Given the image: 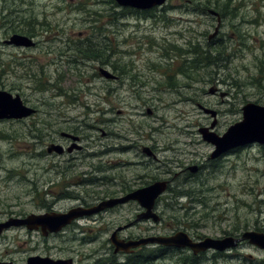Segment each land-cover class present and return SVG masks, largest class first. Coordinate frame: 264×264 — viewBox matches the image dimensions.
<instances>
[{
    "label": "rangeland",
    "instance_id": "obj_1",
    "mask_svg": "<svg viewBox=\"0 0 264 264\" xmlns=\"http://www.w3.org/2000/svg\"><path fill=\"white\" fill-rule=\"evenodd\" d=\"M36 2L32 10L47 17L41 22H50V29L36 38L35 48L2 43L5 37L25 32L18 23L0 29V90L18 93L38 109L24 122L0 123V135L13 140L0 141V165L10 180H0V223L4 212L66 213L96 197L120 193L121 186L138 188L165 180L168 189L156 205L160 221L140 220L121 237L139 228L213 238L235 227L264 232V162L258 160L259 152L242 151L223 160V168L216 171L211 158L215 146L199 132L216 122L211 130L222 136L242 120L245 104L264 105V0H232L238 15L222 19L216 36L217 19L193 11L186 0H169L158 9L157 21L130 11L115 25L103 26L99 24L110 14L121 13L111 0ZM96 20L103 21L95 24ZM53 37L56 41H48ZM188 38L203 46L230 39V57L195 73L197 81L175 74L176 87L167 86L166 75L173 71L168 72L163 52L169 44L187 48ZM79 46L98 51L87 57ZM102 48L108 49L107 55H97ZM181 58L171 61V69L183 63L185 57ZM103 64L123 75V83L100 76ZM134 74L140 77L136 83L131 81ZM206 110L215 111L216 117ZM61 132L80 136L81 143H72L83 151L61 156L47 152L55 140L69 146ZM197 165L205 167L196 174L187 172L193 179L183 173ZM4 176L0 172V178ZM179 192L190 196H177ZM138 206L130 203L109 211L101 224L100 217L81 220L75 232L49 239L18 226L0 237V262L25 264L29 257L41 256L72 259L75 264H117L122 260L109 250L111 234L137 219ZM15 218L8 216L6 222ZM102 224L110 232L100 231L97 226ZM235 255L216 264H264V251L252 245ZM178 260L154 264H179Z\"/></svg>",
    "mask_w": 264,
    "mask_h": 264
},
{
    "label": "water",
    "instance_id": "obj_2",
    "mask_svg": "<svg viewBox=\"0 0 264 264\" xmlns=\"http://www.w3.org/2000/svg\"><path fill=\"white\" fill-rule=\"evenodd\" d=\"M121 7H130L138 10H148L155 7L163 6L168 0H115ZM209 13L217 17L218 25L213 35H217L220 25L221 17L219 13L210 9ZM9 44L19 47H31L34 42L31 38L14 34ZM102 74L107 77H113L108 71L102 70ZM243 118L240 122L231 125L225 134L219 136L211 129H214L216 122L212 124L210 128H201L199 132L202 134L203 139L215 146V151L212 153L211 158L215 159L228 151L245 147L254 143L264 145V106L257 103H247L243 108ZM36 112L35 109L24 105L19 95L14 96L7 91H0V119H24L28 118ZM216 117L215 111H205ZM73 141L79 139L78 136L65 134ZM79 147V146H77ZM73 148H69L68 151H72ZM64 151L60 145H52L48 152H56L62 154ZM192 172H196L198 167H191ZM168 181H156L146 187L135 190L123 197L113 198L102 202L99 206L93 209H84L82 207L70 210L67 213H53L44 215H29L25 219H13L6 223H0V235L5 229H8L13 224L17 226L26 225L28 229L35 230L42 227L46 231L57 233L64 227L69 225L73 220L85 216L92 215L103 211L106 208H111L120 204H126L129 201H137L139 205L144 209L137 220H150L155 222L160 221V216L156 213L155 207L157 201L162 195H164L168 189ZM122 228H119L121 230ZM111 238L113 245L118 251H129L132 248L146 245L148 243H157L166 247H175L180 249L190 248L194 254L207 252L209 250H215L224 252L228 249L236 247L240 240H248L250 245L257 247L260 250H264V232L258 231H246L241 239H235L233 237L225 238H213L206 237L202 241L195 243L190 238L188 233L184 231L177 232L173 236L169 237H156L150 239H141L139 241H122L116 237ZM0 264H13L8 262H0ZM26 264H73L72 259H52L50 257L33 256L27 260Z\"/></svg>",
    "mask_w": 264,
    "mask_h": 264
},
{
    "label": "flooded vegetation",
    "instance_id": "obj_3",
    "mask_svg": "<svg viewBox=\"0 0 264 264\" xmlns=\"http://www.w3.org/2000/svg\"><path fill=\"white\" fill-rule=\"evenodd\" d=\"M36 1L37 0H0V21L2 23V25L0 26V29H3V28L8 29L9 25L13 24V26H14V25H16V23H18L17 25L24 27L25 30H32L31 28H33L35 30L34 32H27V33L23 32V33H21V35H25V36L31 38L34 42V45L31 47L24 46L21 48H26V49L35 48L38 45L36 38L38 36L42 35L43 33H47L50 29V22H47V21L41 22L43 19H45L47 17L43 16L42 18H40V16L37 13H35V11L32 10L33 6L36 5V3H37ZM77 9H78V12H80V13L86 12L85 10H83L81 8H77ZM120 9H121V13L119 14L118 18L124 19V8H120ZM15 16H17V17H15ZM14 21H18V22H14ZM19 22H21V23H19ZM49 40H55L56 41V38L55 37H53L51 39L48 38V41ZM9 41H10V38L5 37V39L2 41V43L4 45H9V47H13V46L17 47L15 45L9 44L8 43ZM102 49H103V51L106 50V55H107L108 49H106V48H102ZM108 57L111 58V55H108ZM103 65H105V67H99L98 68V73L100 76H102L106 79L113 80L115 82L119 81L120 83H123V79L125 78V77H123V75L119 74L113 66H111L109 64H103ZM123 65H126V64H123ZM132 66H134V65H132ZM110 67L112 68V70L110 69ZM102 70L108 71L113 77H111V78L105 77L102 74ZM40 72L43 73V70ZM131 78L133 79L131 81L136 83V81L139 80L140 77L138 74H134V76H132ZM1 91H6V90H1ZM7 92H9V91H7ZM9 93L13 94L14 96L19 95L21 97V95L18 93H15V94L12 92H9ZM21 99H22L24 105H26L28 107H32V108L36 109V111L38 110L35 105L30 106L24 101V99L22 97H21ZM260 101H261V99H258V102H260ZM4 121L24 122V121H26V119H0V123L4 122ZM37 131L40 132V129H37ZM61 135H62V137H64L65 139H67L69 141V146L66 147V145H61L56 140L53 141L54 143H51V146L56 144V145L62 146L64 149L63 153L62 154L57 153L58 155L61 156V155H65V154H74L75 152L83 151V146L79 145V147H77L78 145L75 143H72L73 140H71L67 135H65V132H61ZM31 136L35 137L38 141H40L37 134L31 133ZM78 137H79V139L77 141H78V143H81L82 138L80 136H78ZM0 141H2V142L8 141L11 143L13 140L10 136L6 138L5 133H2V135H0ZM69 148H73L72 151L69 152L68 151ZM245 150L250 151V153H252L256 150L260 154L259 156H257L258 160L264 162V145L254 143L251 145H247L245 147H239V148L232 149V150L228 151L227 153H225L224 155H221L216 159H212L214 168L216 169V171H218V170L221 171V169L223 168V165H222L223 160H229L231 156L240 155L241 152L245 151ZM47 152H48V150H47ZM147 152L151 155L153 154L152 150H148ZM0 161H1V150H0ZM197 166L199 167L198 172H201L202 169L205 167V166H201V165H197ZM0 172L5 173V176L0 178L1 183L9 182L10 180L7 178L8 170L3 169L2 166L0 165ZM187 172H190V167L185 168L183 173H185L186 176L189 175L190 179H193L194 176L190 175V173L187 174ZM193 174H196V173H193ZM143 187H146V185H144L142 187H138V188H134L133 186H121L120 193L113 192L111 194H105L103 196L96 197L95 199H93L91 201V203L84 202L81 205L74 207L72 209L79 208V207H82L84 209H93V208H96L97 206H99L102 202H104L106 200L123 197V196H125V195H127V194H129L135 190L143 188ZM85 201H87V200H85ZM54 203L57 204L56 201H54ZM130 203H136L137 205H139V203L137 201H129L126 204H120V205H117V206H114L111 208H106L103 211L96 213V214L85 215V216L79 217V218L73 220L69 225H67L61 231H59L57 233L46 231L42 227H39V229L30 230V229H28L27 226H19L18 227L15 224H13V226H11L4 233H7L8 231L18 227V228H22L23 230H27L31 234H33V233L41 234L46 239H49L51 237H59L61 235H65L67 233V231L75 232V230L77 228H81L82 225L79 223V221H81V220L94 219L95 217H100V224H101L102 220L105 218V216H104L105 213H108L109 211L117 210V209L122 208L126 205H129ZM262 203H264V200L262 201ZM138 207L140 208V211H141L140 213H143L144 209L140 205ZM156 207H155V211H157ZM72 209H70V210H72ZM53 213H56V212H53ZM53 213H46L45 212L43 214H53ZM59 213H62V212H59ZM3 215H4L5 219L3 218L4 220L2 222H6L8 220V216H9V218L12 216H16L17 217L16 219H24V218L28 217V215H18V214H13L12 212H10V213L4 212ZM139 215L140 214L137 215V218ZM11 220H13V219H11ZM136 220L131 222L129 225L122 227L123 229H121V230H119V228H121V227L115 229L111 234V238L114 237L115 232H117L115 238H117L118 240L125 241V242L133 241V240L139 241L141 239L145 240V239L156 238V237H160V236L161 237H169V236H173L176 234L175 231H173L171 233L167 232V233L160 234V233L154 231L155 228H153V229L148 228L147 230H142L141 228H139L138 233L135 234L134 232H131V234H129L128 236L121 237V232L124 229H126V228L130 229V228L136 227L138 225L140 220L139 221H136ZM151 220L152 219L147 220V221L150 223ZM94 221H97V220L94 219ZM155 223H157V222H155ZM97 227L100 231L110 232V229L107 225L102 224L101 226H97ZM246 231H248V230H245V229H242L239 227H235L231 231H225L223 233V236H218L217 238L233 237L235 239H241V237L243 236V234ZM4 233H3V235H4ZM3 235H0V237ZM188 235L190 236V238L195 243H198V242H200L206 238V237L201 236L198 233H195V234L190 233ZM111 238H110V241H111ZM248 245H250L248 240H240V242L237 243L236 247L228 249L224 252L209 250L207 252L194 254V252L190 248L180 249V248H175V247H166L164 245H160L157 243H148L146 245H141L139 247L132 248L127 252L126 251L116 252V247L113 245V243L111 241V245L109 247V250H110V248L112 249V251L114 253L113 256L115 259L120 258L122 260V261L118 262L117 264H142L143 261L140 258L142 255L147 254V253L149 256L146 257L145 260H150L151 261L150 264H154V263H156V261H162V260L172 259V258L173 259H179L177 261V263L179 262V264H203V262H204L203 258L207 259V261L209 262L208 264H216L219 262V260H221V258H228V257L233 258V257L238 256L235 254L239 250L247 247ZM49 246H51V245H49V244L46 245L47 248ZM208 255H210V256L207 257ZM10 263H13V262H10ZM73 264H75V263L73 262ZM95 264H99V263H95ZM100 264H103V263H100Z\"/></svg>",
    "mask_w": 264,
    "mask_h": 264
},
{
    "label": "trees",
    "instance_id": "obj_4",
    "mask_svg": "<svg viewBox=\"0 0 264 264\" xmlns=\"http://www.w3.org/2000/svg\"><path fill=\"white\" fill-rule=\"evenodd\" d=\"M186 0L187 6L191 5L195 10H198L197 12L200 13H207L210 8H214L217 11H219L221 17L223 19H233L236 15H238V7L232 6V0ZM112 3L115 4L113 0H111ZM116 5V4H115ZM117 7V6H116ZM158 9L159 8H153L149 10H131L130 8H125L124 10V16H126L125 13H128L130 11H133L131 13H136L137 17L143 18V19H153L154 21H157L160 17L158 15ZM163 15V14H161ZM118 13H112L110 14L108 21L104 22L103 20H96L94 21L95 24L103 21L100 23V26H103L107 24L115 25L117 21L120 20ZM233 26V24H231ZM32 32V30H25V33ZM20 33H23V31H20ZM189 42L187 45V48L178 47L175 44H169L167 46V50H164L163 56L168 58L167 62L168 65L166 68L168 69V72H172V75H166L167 82L170 87H176L175 83V74H179L181 76L186 77L187 79L197 81L195 78V73L200 71L201 69H205V67L209 66H218L219 64L223 63L224 61H227L230 57V53L228 51L230 45V39L228 41H215L213 43L206 42V44L203 46L200 43H193V40L188 38ZM203 46V47H202ZM78 51H81L84 53V56L89 57L91 54L95 55V51H98L96 48H92L91 46H84L81 48L79 46ZM106 54V50L103 51V49L99 50L98 54H101V52ZM183 55V56H182ZM181 57H185V60H183V63L180 64V66L174 70L173 63L171 61L176 60V58L182 59ZM158 67V66H157ZM45 90V89H44ZM177 196H190L189 193L179 192ZM205 216H203L204 218ZM150 260H144L142 264H145L149 262Z\"/></svg>",
    "mask_w": 264,
    "mask_h": 264
},
{
    "label": "bare ground",
    "instance_id": "obj_5",
    "mask_svg": "<svg viewBox=\"0 0 264 264\" xmlns=\"http://www.w3.org/2000/svg\"><path fill=\"white\" fill-rule=\"evenodd\" d=\"M198 169H199V167H198ZM193 173H197V172H193Z\"/></svg>",
    "mask_w": 264,
    "mask_h": 264
}]
</instances>
